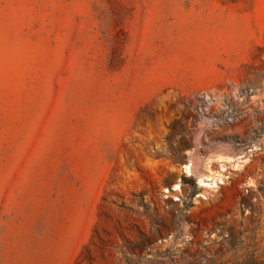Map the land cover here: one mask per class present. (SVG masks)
Listing matches in <instances>:
<instances>
[{
	"label": "rangeland",
	"instance_id": "374dc122",
	"mask_svg": "<svg viewBox=\"0 0 264 264\" xmlns=\"http://www.w3.org/2000/svg\"><path fill=\"white\" fill-rule=\"evenodd\" d=\"M0 264H264V0H0Z\"/></svg>",
	"mask_w": 264,
	"mask_h": 264
},
{
	"label": "built area",
	"instance_id": "2783aa9c",
	"mask_svg": "<svg viewBox=\"0 0 264 264\" xmlns=\"http://www.w3.org/2000/svg\"><path fill=\"white\" fill-rule=\"evenodd\" d=\"M253 149H254L253 146L245 148L236 157H234L232 163H234L235 166L243 165L248 160ZM229 174L230 173L227 172V167L224 169H219L217 174L198 180V183L202 188H205L206 190L211 192H215L218 190L220 186H222L228 180ZM174 191H179V189H176Z\"/></svg>",
	"mask_w": 264,
	"mask_h": 264
},
{
	"label": "bare ground",
	"instance_id": "6f19581e",
	"mask_svg": "<svg viewBox=\"0 0 264 264\" xmlns=\"http://www.w3.org/2000/svg\"><path fill=\"white\" fill-rule=\"evenodd\" d=\"M189 167L187 166V165H185L184 167H183V169H184V172H188L189 171V169H188Z\"/></svg>",
	"mask_w": 264,
	"mask_h": 264
}]
</instances>
